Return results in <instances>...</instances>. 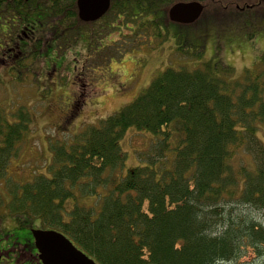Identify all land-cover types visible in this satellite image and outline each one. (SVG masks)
I'll use <instances>...</instances> for the list:
<instances>
[{
    "label": "trees",
    "instance_id": "1",
    "mask_svg": "<svg viewBox=\"0 0 264 264\" xmlns=\"http://www.w3.org/2000/svg\"><path fill=\"white\" fill-rule=\"evenodd\" d=\"M182 1L192 0H111L100 18L84 21L77 0H0V22L9 13L30 19L17 28L20 47L0 46V61L18 56V80L35 73L36 57L54 60L52 42L99 46L124 27L138 43L171 37L181 55L202 60L210 26L264 24V0H198L205 12L190 24L168 16ZM202 65L166 67L119 111L52 145L46 171L28 178H15L8 167L32 140L33 111L24 103L0 105V221L37 219L97 264H217L240 257L246 237L264 258V225L221 209L234 199L264 208V64L241 77L222 60ZM131 129L150 140L136 152L139 163L126 167L122 140ZM217 222L223 227L214 233Z\"/></svg>",
    "mask_w": 264,
    "mask_h": 264
},
{
    "label": "rangeland",
    "instance_id": "2",
    "mask_svg": "<svg viewBox=\"0 0 264 264\" xmlns=\"http://www.w3.org/2000/svg\"><path fill=\"white\" fill-rule=\"evenodd\" d=\"M211 4L212 9L219 7L215 2ZM11 14L3 16L5 20L0 22V30L12 26L8 37L0 34V46H5L8 42L20 47V44H17L20 41L17 28L21 22L26 25L29 17L26 18L25 14ZM212 15L209 13L206 18ZM213 16L219 18V14ZM230 17L226 15L223 18L227 20ZM237 23L225 25L224 22L208 28L202 38V42L205 39V55L202 60H193L181 55L171 37L162 42L151 40L138 43L141 39L129 37V30L124 27L122 33L113 32L109 37H105L99 46L92 43L90 47L82 39L73 43L65 40L60 44L52 42L49 54L54 60H45L44 56L40 59L36 57L35 62L31 61L35 73L23 74V78L18 80L13 68H21L16 60L18 56L15 54L9 60L0 61V105L10 107L24 103L33 111L32 140L25 144L19 155L12 160L8 167L9 174L15 178H28L35 170L46 171L54 151L50 148L52 145L58 141H71L74 135L84 130L87 125L97 124L101 119L119 111L168 66L195 68L203 66V60H222L233 66V77H241L248 70L258 71V67H263L264 64V24L244 26ZM31 27L36 29L41 26L32 22ZM196 27L201 28L203 24ZM120 50L123 55H120ZM258 134L264 141V124ZM149 140L148 133L135 129L127 132L122 140L126 167L139 163L136 152L143 149ZM240 161L248 168L254 166L250 157L240 156ZM221 209L222 215L226 212L233 218L242 217L264 225L263 207L258 208L234 199L221 205ZM16 226L17 233H28V227L48 228L37 219L7 218L0 221V248L12 244L13 237H8L7 240L2 238H5L8 230H14ZM222 227V222H217L213 232L221 231ZM245 241L247 247L240 257L223 260L217 264H263L264 258L251 247L249 238L246 237ZM1 255L3 254L0 252ZM35 264H38L37 261Z\"/></svg>",
    "mask_w": 264,
    "mask_h": 264
},
{
    "label": "water",
    "instance_id": "3",
    "mask_svg": "<svg viewBox=\"0 0 264 264\" xmlns=\"http://www.w3.org/2000/svg\"><path fill=\"white\" fill-rule=\"evenodd\" d=\"M110 4L111 0H77L79 17L84 21L96 20ZM203 11L204 5L198 0L182 1L170 7L168 16L171 21L190 24L198 20ZM31 233L41 264H97L61 231L32 228Z\"/></svg>",
    "mask_w": 264,
    "mask_h": 264
},
{
    "label": "flooded vegetation",
    "instance_id": "4",
    "mask_svg": "<svg viewBox=\"0 0 264 264\" xmlns=\"http://www.w3.org/2000/svg\"><path fill=\"white\" fill-rule=\"evenodd\" d=\"M17 226L14 230H8L5 238H2L7 240L8 237H13V240L10 246H1L0 252L3 255L0 256V264H35L36 261L41 264L34 238L30 232L32 227L27 228L28 233H17Z\"/></svg>",
    "mask_w": 264,
    "mask_h": 264
}]
</instances>
